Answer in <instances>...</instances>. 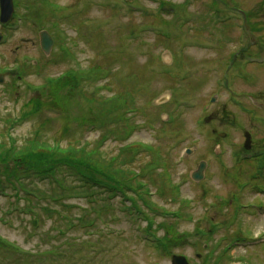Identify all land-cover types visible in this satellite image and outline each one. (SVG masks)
<instances>
[{"label": "rangeland", "instance_id": "obj_1", "mask_svg": "<svg viewBox=\"0 0 264 264\" xmlns=\"http://www.w3.org/2000/svg\"><path fill=\"white\" fill-rule=\"evenodd\" d=\"M19 11L33 28L0 49L23 71L0 85V264H264V0Z\"/></svg>", "mask_w": 264, "mask_h": 264}, {"label": "flooded vegetation", "instance_id": "obj_2", "mask_svg": "<svg viewBox=\"0 0 264 264\" xmlns=\"http://www.w3.org/2000/svg\"><path fill=\"white\" fill-rule=\"evenodd\" d=\"M19 1L20 0H0V49L4 47L10 48L13 44H15L13 43L16 39L15 37L20 34V32L26 33L30 27L33 28L32 25L34 22L30 20V15L32 13H20ZM41 31L48 30L41 29ZM54 45L55 39L53 47ZM38 46L40 51L44 53L40 46V33H38ZM2 55L3 51L1 52L0 50V59L2 58ZM28 57L25 54L22 55L21 60L24 65H29V67L32 68L39 65L38 59L35 60L34 55L30 57L29 62H27ZM17 65H15L17 68H14V71L6 65L0 64V85L4 84L5 82H10L11 79L20 81L23 71L21 66Z\"/></svg>", "mask_w": 264, "mask_h": 264}, {"label": "water", "instance_id": "obj_3", "mask_svg": "<svg viewBox=\"0 0 264 264\" xmlns=\"http://www.w3.org/2000/svg\"><path fill=\"white\" fill-rule=\"evenodd\" d=\"M41 47L44 51L49 52L50 47L52 45V40L49 36L44 34H41V40H40ZM246 142H245V147L249 148V134L246 133ZM205 164L203 162H200L197 169L192 172L191 178L194 180H200L202 178V173L204 170ZM172 264H188L186 259L182 256H173L172 258Z\"/></svg>", "mask_w": 264, "mask_h": 264}]
</instances>
